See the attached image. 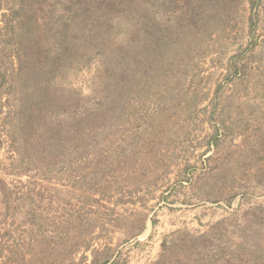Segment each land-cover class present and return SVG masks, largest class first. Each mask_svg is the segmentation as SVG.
<instances>
[{"label": "rangeland", "instance_id": "rangeland-1", "mask_svg": "<svg viewBox=\"0 0 264 264\" xmlns=\"http://www.w3.org/2000/svg\"><path fill=\"white\" fill-rule=\"evenodd\" d=\"M147 5L150 76L87 118L76 76L27 125L0 62V264H264V0Z\"/></svg>", "mask_w": 264, "mask_h": 264}, {"label": "trees", "instance_id": "trees-1", "mask_svg": "<svg viewBox=\"0 0 264 264\" xmlns=\"http://www.w3.org/2000/svg\"><path fill=\"white\" fill-rule=\"evenodd\" d=\"M7 1L0 62L6 64L13 57L16 65L9 72L4 67L2 77L27 125L26 115L31 113L54 128L49 117L59 120L60 94L76 76L82 78L79 92L85 118L150 76L146 63L152 60L148 57L152 46L147 35L154 27L147 0ZM92 98H97L93 103L98 106L87 104Z\"/></svg>", "mask_w": 264, "mask_h": 264}]
</instances>
